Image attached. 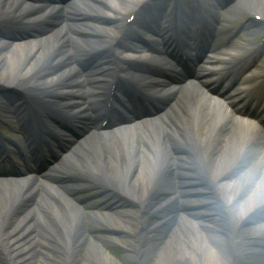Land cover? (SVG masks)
Wrapping results in <instances>:
<instances>
[{
  "label": "bare ground",
  "instance_id": "1",
  "mask_svg": "<svg viewBox=\"0 0 264 264\" xmlns=\"http://www.w3.org/2000/svg\"><path fill=\"white\" fill-rule=\"evenodd\" d=\"M143 1L78 0L68 10L79 17H94L87 25L55 26L22 40L0 37V82L35 89L52 111L84 119L74 93L77 71L71 66L72 56L82 47L76 35L94 34L106 40L119 34L129 13ZM242 14L264 27V0L240 1L232 16ZM49 16L47 8L0 0V21L35 25ZM99 16L109 19L111 28L100 27ZM255 32L246 30L235 49L251 47L249 37ZM25 105L33 103L21 102V107ZM58 169L125 200L124 208L111 207L115 216L109 225L117 232L98 235L97 219L92 215L84 219L69 202L57 207L43 203L42 216H32L33 210L14 213L20 198L39 195L41 205L53 194L38 182L5 186L0 188V264H49L34 261L37 246L51 248L70 264L79 252L86 254V264H113L107 248L131 235L138 244L134 262L141 264L146 237L166 224L171 226V249L165 247L155 264H230L232 258L239 263L246 253L264 263V224L258 223L259 217L251 218L264 210V137L231 118L220 102L196 87L180 92L166 114L142 129L84 138L77 154ZM156 214L161 218L153 221ZM130 224L135 226L133 232ZM237 226L235 234L242 239L234 246L229 228Z\"/></svg>",
  "mask_w": 264,
  "mask_h": 264
},
{
  "label": "rangeland",
  "instance_id": "2",
  "mask_svg": "<svg viewBox=\"0 0 264 264\" xmlns=\"http://www.w3.org/2000/svg\"><path fill=\"white\" fill-rule=\"evenodd\" d=\"M1 88H5V87H1ZM87 185L92 186L91 184H87ZM101 193H102L101 190L88 188L85 191L84 193L85 197L83 198H90L94 196L97 197ZM42 215L44 214L40 213L38 216H42ZM101 224L103 223L101 222ZM134 228L135 226L130 224V228H129L130 232H133ZM169 228L170 227L168 225L163 226L162 228H157L155 230L156 232L154 233V235L152 234L146 237V240L144 243L145 245L143 248L145 249V254L143 255L144 257L141 259L142 260L141 262L143 264H155V262L157 261V257L158 256L160 257L161 255H163V253H165L164 251L165 247L170 248V244L168 242V238L170 237ZM237 229L238 227L237 228L233 227L231 230V232L234 234L233 235L234 236V239H233L234 246H237L239 244L238 240H236L237 237L235 234ZM102 237H105V236H102ZM114 237L116 236H113V238ZM117 237L119 236L117 235ZM61 240L62 238L59 239L60 242H62ZM137 246H138L137 240H135V238H132V235H131V237L128 236L125 238L118 239V241H115V243L111 246V248H107V250L110 251L113 264H137L136 262H134L136 257H134V254H133V251L138 250L136 249ZM171 246L174 248L173 242H171ZM36 249L38 250L37 251L38 253H36V257L34 259L35 262L45 261V262H49V264H70L66 260L61 258L59 254H55V251L51 250V248L37 246ZM43 253H44V256H41V254ZM252 257L253 256H251L250 254H246L244 257V260L237 264H264L263 262L252 261L251 260ZM72 260H74L75 262L73 263ZM232 260L234 261V263L230 262V264H236L235 258H232ZM86 261H87V257L84 252H79L77 256L71 259V262L73 264H86L85 263Z\"/></svg>",
  "mask_w": 264,
  "mask_h": 264
},
{
  "label": "water",
  "instance_id": "3",
  "mask_svg": "<svg viewBox=\"0 0 264 264\" xmlns=\"http://www.w3.org/2000/svg\"><path fill=\"white\" fill-rule=\"evenodd\" d=\"M24 29L25 27L22 25L21 22L13 21L11 19H4L0 21V37H6L14 30H24ZM10 86H12L11 89H6L4 91H6L10 96L14 97L16 100L26 103H33V105L36 107L35 109L39 111L46 110L48 109L47 107H50L49 104L40 102L41 99L38 97L39 94H36V92L34 91L35 89L34 90L30 89L31 90L30 91L29 88L22 90L20 86H14V85H10Z\"/></svg>",
  "mask_w": 264,
  "mask_h": 264
}]
</instances>
